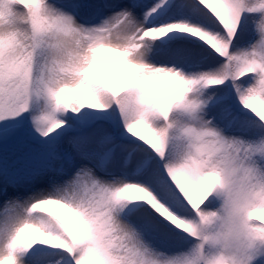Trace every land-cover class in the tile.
<instances>
[{"label": "snow or ice", "instance_id": "6c2138e0", "mask_svg": "<svg viewBox=\"0 0 264 264\" xmlns=\"http://www.w3.org/2000/svg\"><path fill=\"white\" fill-rule=\"evenodd\" d=\"M0 264H264V0H0Z\"/></svg>", "mask_w": 264, "mask_h": 264}]
</instances>
